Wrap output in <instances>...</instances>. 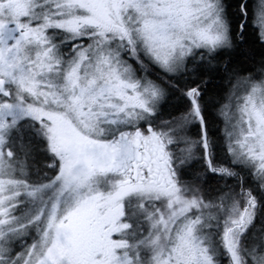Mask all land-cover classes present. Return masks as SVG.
<instances>
[{
	"label": "snow or ice",
	"instance_id": "snow-or-ice-1",
	"mask_svg": "<svg viewBox=\"0 0 264 264\" xmlns=\"http://www.w3.org/2000/svg\"><path fill=\"white\" fill-rule=\"evenodd\" d=\"M0 264H264V0H0Z\"/></svg>",
	"mask_w": 264,
	"mask_h": 264
}]
</instances>
